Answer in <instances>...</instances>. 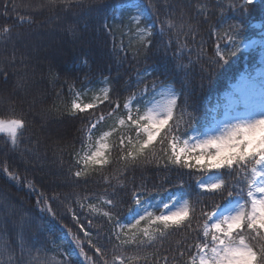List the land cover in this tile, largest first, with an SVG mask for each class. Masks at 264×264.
<instances>
[{
  "label": "trees",
  "instance_id": "obj_1",
  "mask_svg": "<svg viewBox=\"0 0 264 264\" xmlns=\"http://www.w3.org/2000/svg\"><path fill=\"white\" fill-rule=\"evenodd\" d=\"M134 1L144 2L80 0L79 7L73 4L70 10L60 11L57 6L54 12L47 0H0V33H4L0 36V71L7 74L6 79L0 78V119L22 117L26 121L15 147L6 133H0V264H60L66 258L65 253H71V264H84L68 229L86 238L79 232L69 209L75 210L85 224L91 218L94 241L99 233V242L106 243L110 226L100 213L89 216L88 208L80 205L112 194V185H116V177L120 175L118 169L123 168L114 147L118 137L106 151L113 163L103 169L99 165L85 166L83 157L90 140L88 114H75L71 107L76 98L74 93L84 92L102 81L105 88L125 90L131 86L138 91L140 79L151 76L171 85L182 100H187L178 112L184 118L181 131L186 133L180 138L186 139L194 128L212 121L216 103L239 77H255V82L264 88V43L248 50L241 47L247 39L264 38V0H255L243 15L232 7L236 0H155L159 19L150 14L147 17L149 26L153 24V47L139 63L132 58L135 38L129 33V19H124L125 8H120ZM22 17L31 18L32 22L21 23ZM168 18L177 26L184 23L185 33H189V24L193 30L187 35L176 30L169 34L167 29L161 33L160 21ZM230 25H240L238 34H228ZM5 28H10V33L4 32ZM233 42L234 56L229 55ZM217 45L228 60L221 61L219 67L213 64ZM127 95L124 91L121 104ZM107 104V101L99 104L106 118L101 124L110 117ZM5 167L18 178L11 179L3 171ZM75 170L84 171L87 179L74 178ZM207 174L176 167L164 169L155 160L130 170L120 176L126 187L116 189L124 200L121 221L129 216L132 187L140 189L143 185L145 197L186 192L192 203L200 192L196 179ZM179 184L183 188L173 187ZM41 200L52 203L55 218L43 203H38ZM212 203L209 200L206 206ZM22 233L35 249L42 251L33 250L22 257ZM63 235L70 242L52 253L55 241ZM191 240V234L172 230L155 248L149 245L139 253L146 260L134 264L146 261L153 264V260L155 264H165V258L167 264H176L173 258L178 257L177 250L184 253L178 257L179 264H188L196 256ZM86 251L91 254L87 247ZM127 254L136 253L129 249ZM108 258L111 260V252Z\"/></svg>",
  "mask_w": 264,
  "mask_h": 264
},
{
  "label": "snow or ice",
  "instance_id": "obj_2",
  "mask_svg": "<svg viewBox=\"0 0 264 264\" xmlns=\"http://www.w3.org/2000/svg\"><path fill=\"white\" fill-rule=\"evenodd\" d=\"M95 2L96 0H89V3ZM254 2L255 0H243L241 4L236 0L232 7L240 10L243 15ZM47 3L54 12L57 6H60V11L70 10L73 4L80 6V0H47ZM136 9V14L129 19L128 29L135 38L132 58L139 63L154 43V31L149 26L146 13L159 19V9L155 0H144L143 3L136 5ZM24 22L31 23L32 20L22 17L21 23ZM160 23L161 33L167 29L169 34L176 30L178 34L187 35L193 30V26L189 24V33L183 32L185 24L177 26L171 18ZM229 27L231 29L229 35L238 34L240 25ZM10 31V28L4 30L6 33ZM3 35L4 33H0V36ZM129 44L130 46L133 44L132 39ZM233 45V51L229 53L232 56L236 55L234 42ZM121 51H124L123 47ZM215 56L217 59L213 60V64L217 67L221 66V61L228 62L219 45L216 46ZM0 78L6 79V72L0 71ZM136 88L138 91H133L131 86L125 90L105 88L102 96L96 97L99 103L76 102L84 92L81 90L74 93L76 101L71 107L77 115L88 114L86 122L89 139L94 135L93 130L106 119L99 109V104L107 101L106 107L110 108L109 116L116 114V123L111 130L104 132L95 150L84 157L85 166L99 165L103 169L104 166L113 163L106 155L110 147L107 140L113 133H119L118 142L114 147L123 162V168L118 169L120 175L116 177L117 183L112 185V194L102 199L104 210L100 212L94 204L87 205L89 216L100 212L106 224L110 226L105 244L99 242V233L96 234L97 239L94 241L91 218L87 219L85 224L75 210L69 209L79 232L86 238L83 239L78 233L68 229V235L79 250V255L84 258V264H134L140 259L146 260L139 253L146 251L149 245L155 248V245L170 235L172 230L192 236L191 244L196 250V256L191 257L188 264H264V91L261 92L260 100L250 103L245 112L236 118L237 122L226 128L223 134L196 140L189 147L187 140L180 142V136L186 133L182 132L180 127L184 121L183 115H178L182 103L186 104L187 100H182L171 85L158 82L151 76L142 77ZM161 89H167L165 93L167 99L154 103L155 96ZM124 91H127L128 95L121 104L120 98ZM186 123L190 125V122ZM25 128L26 121L22 117L0 119V133H6L10 137L13 147L18 145ZM153 160L157 161L158 167L164 169L176 167L200 173L215 170L218 178L210 182L197 178L196 186L200 192L195 195L194 202L190 203L187 197L182 199L177 194L163 204L164 211L158 215L147 206L146 197L141 191L144 186L141 185L140 189L132 187L129 193L132 205L129 208V215L132 222L124 223L120 219V208L123 207L124 200L116 189L125 188L126 184L121 182L120 176H125L130 170ZM161 160L162 164L159 163ZM3 171L13 180L18 178L6 167ZM72 174L78 180L87 179L84 171L75 170ZM173 187L183 188V185ZM209 200L213 201L210 207L206 206ZM233 201L239 203L234 208L229 207L228 210L221 211L225 205H231ZM38 203H43L46 211L53 218L56 217L52 203L44 200ZM80 207L84 208L85 205L81 204ZM141 221H145L147 226L139 227ZM86 247L91 250V254L86 251ZM129 249L136 254L128 255ZM5 250H8L7 242ZM33 250L37 253L42 251L35 249L30 239H26L22 233L21 256L23 257L25 253L30 254ZM109 252L111 260L108 258ZM177 252L178 257L184 256L183 252L179 250ZM63 255L66 258L60 261V264H71V253ZM178 257L173 258L176 264H179Z\"/></svg>",
  "mask_w": 264,
  "mask_h": 264
},
{
  "label": "rangeland",
  "instance_id": "obj_3",
  "mask_svg": "<svg viewBox=\"0 0 264 264\" xmlns=\"http://www.w3.org/2000/svg\"><path fill=\"white\" fill-rule=\"evenodd\" d=\"M141 4L138 1H134L132 3H128L127 5L121 6L120 8H125L124 11V19H130L133 15L136 14V5ZM147 17L149 15L146 13ZM150 27H153V24H150ZM264 43L263 37H254L252 39H247L243 41L242 48L243 49H252L256 48ZM104 81L99 82L98 84L88 87L84 91V95H82L79 99L80 103H88L94 102L98 103L99 101L96 100V97L102 96L103 91L105 89ZM174 91V90H173ZM264 91V88L259 86L255 82V77L252 76H242L240 79L235 83L232 84L231 88L222 95L221 100L216 103L215 105V112L212 121L205 125L204 127H196L194 128L189 136L186 139L180 138V142L182 143L184 140L188 141L189 147H191L196 140H203L208 138L209 136H218L225 132L226 128L230 127L232 124L237 122V117L242 115L247 106L252 102H258L261 98V92ZM167 89H161L160 92L155 96V102H163L167 99L165 93ZM175 92V91H174ZM123 113H121L122 115ZM116 123V114H112L107 120L101 124L97 129L93 130L94 135H92L89 143L87 145V150L85 152L84 157L89 154L90 151H94L95 148L98 146V142L100 136L103 135L104 132L111 130L113 125ZM119 133H113L112 136L108 137L107 143L110 144L114 138H117ZM134 135V134H133ZM193 138H196L195 140ZM83 157V160H84ZM218 173L213 170L208 172V174L203 177L205 181L210 182L211 180L217 179ZM177 194L183 199L187 197L189 200V196L186 192H176V193H168L165 196L160 197H146L147 206L154 212V214H159L161 211H164L163 204L169 202L173 197ZM102 199L87 201L85 206L87 207L88 204H94L100 212L103 211L102 206ZM239 203L238 201H233L231 205H225V207H235V205ZM227 208V210H228ZM98 213H94L99 214ZM132 218L129 215L128 219L124 221V223H131ZM147 226L145 221H141L139 227L143 228ZM70 242V240L66 237V235L61 236V238L55 241V246L52 248L51 252L56 253L63 249V245Z\"/></svg>",
  "mask_w": 264,
  "mask_h": 264
},
{
  "label": "bare ground",
  "instance_id": "obj_4",
  "mask_svg": "<svg viewBox=\"0 0 264 264\" xmlns=\"http://www.w3.org/2000/svg\"><path fill=\"white\" fill-rule=\"evenodd\" d=\"M227 208H228V207H224V208H223L221 211H222V212H223V211H226V210H227Z\"/></svg>",
  "mask_w": 264,
  "mask_h": 264
}]
</instances>
